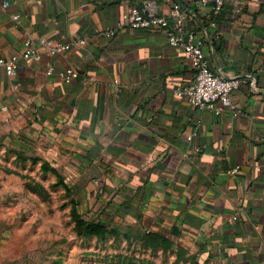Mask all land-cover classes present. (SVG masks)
Listing matches in <instances>:
<instances>
[{"label":"crops","instance_id":"crops-1","mask_svg":"<svg viewBox=\"0 0 264 264\" xmlns=\"http://www.w3.org/2000/svg\"><path fill=\"white\" fill-rule=\"evenodd\" d=\"M180 1L210 69L243 81L236 115L177 98L193 76L183 49L123 23L144 5L171 23L173 0H0V58L25 40L70 45L15 77L0 69V133L45 147L98 219L177 239L201 264H264V0H243L237 14L228 1L215 28ZM71 69L66 83L59 74Z\"/></svg>","mask_w":264,"mask_h":264},{"label":"rangeland","instance_id":"rangeland-1","mask_svg":"<svg viewBox=\"0 0 264 264\" xmlns=\"http://www.w3.org/2000/svg\"><path fill=\"white\" fill-rule=\"evenodd\" d=\"M42 147L0 133V264H201L177 239L150 249L137 224L92 215ZM76 217L106 224V238L77 236Z\"/></svg>","mask_w":264,"mask_h":264},{"label":"built area","instance_id":"built-area-1","mask_svg":"<svg viewBox=\"0 0 264 264\" xmlns=\"http://www.w3.org/2000/svg\"><path fill=\"white\" fill-rule=\"evenodd\" d=\"M170 1V0H168ZM233 2L234 13H241L243 10V0H188L191 6L204 11L206 16H217L227 2ZM7 3H3L6 7ZM187 13L181 10L176 4L170 11L171 23L166 17L157 15L149 5L143 7H131L123 17V23L137 31H159L165 34L166 42L170 47H179L189 58L190 67L193 73L192 80L187 85L179 87L175 91L177 98H182L187 103L197 109L221 112L230 111L236 115L231 102V94L238 90L243 81L238 78H224L213 72L204 54L205 39L192 31L184 29V21ZM13 20H18L17 16ZM215 28L216 23H208ZM114 31H108L104 37L113 39ZM79 45H84L85 41L80 40ZM37 46V47H36ZM34 46L30 40H25L20 50L6 58H0V69L8 77H15L24 65L38 62L41 53L50 57L60 55L70 49L67 43L55 41L49 38H40ZM48 74L52 73L49 69ZM59 76L66 82L72 81L76 77L75 71L68 70L60 73ZM253 85L252 82H250ZM236 169L233 170L235 172Z\"/></svg>","mask_w":264,"mask_h":264},{"label":"trees","instance_id":"trees-1","mask_svg":"<svg viewBox=\"0 0 264 264\" xmlns=\"http://www.w3.org/2000/svg\"><path fill=\"white\" fill-rule=\"evenodd\" d=\"M219 15L212 17L211 15L207 16L205 19L206 22L214 21L217 23ZM70 190H73L67 185ZM75 223V232L77 236L80 237H96L97 239H105L108 234V227L106 224H103L100 221H85L80 217L74 219ZM146 234V233H145ZM144 242V246L150 249H161L164 247L167 237L161 233H149L141 237Z\"/></svg>","mask_w":264,"mask_h":264},{"label":"water","instance_id":"water-1","mask_svg":"<svg viewBox=\"0 0 264 264\" xmlns=\"http://www.w3.org/2000/svg\"><path fill=\"white\" fill-rule=\"evenodd\" d=\"M174 3L183 11H185L188 14H193V11L190 10L188 7H186L180 0H173Z\"/></svg>","mask_w":264,"mask_h":264}]
</instances>
